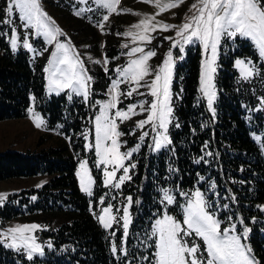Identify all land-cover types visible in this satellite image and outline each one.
I'll return each instance as SVG.
<instances>
[{
  "label": "trees",
  "instance_id": "16d2710c",
  "mask_svg": "<svg viewBox=\"0 0 264 264\" xmlns=\"http://www.w3.org/2000/svg\"><path fill=\"white\" fill-rule=\"evenodd\" d=\"M69 17L66 25L71 31H78L81 38L87 37L94 50L99 40L95 26L84 17ZM117 40L113 33L105 34V56L110 60L118 52ZM241 44L244 51H228L227 56L221 53L218 59L215 116L206 109L199 90V48H190L183 59L175 62L171 84L174 120L167 132L172 143L155 154L143 143L130 158L136 168L130 169L131 179L120 190L133 201L129 206L131 224L125 246L129 247L138 239L137 235L146 232L150 220L161 211V189H168L178 201L180 191L197 186L207 200L217 199L221 205L219 218L226 214L239 216L251 229L246 244L264 264V215L260 209L264 206V156L250 138V133L264 126V118L256 119L260 113L257 106L264 100V79L260 75L248 80L236 76L231 66L232 55L250 54L249 45L245 41ZM42 68L43 58L31 59L24 51L11 53L0 36V120L23 117L32 97L49 126L61 125L70 147L39 148L37 143L35 150L0 152V180L49 176L39 189L8 196L0 206V220L20 214L15 200L19 205H27L28 213L56 208L64 215L61 223L41 232L50 239L51 249L44 250L42 259L22 260V264H120L118 257L110 253V236L88 210L86 197L78 190L74 177L77 157L84 154L85 133L91 138L95 96L90 95L87 102L76 97L68 100L63 94L46 97ZM208 152L212 154L206 155ZM212 184L216 187L212 188ZM31 195L36 197L33 204L29 202ZM167 212L179 217L178 204L168 207ZM151 245L152 241H148L145 249L149 258ZM0 264H14L12 253L1 245Z\"/></svg>",
  "mask_w": 264,
  "mask_h": 264
},
{
  "label": "snow or ice",
  "instance_id": "6c2138e0",
  "mask_svg": "<svg viewBox=\"0 0 264 264\" xmlns=\"http://www.w3.org/2000/svg\"><path fill=\"white\" fill-rule=\"evenodd\" d=\"M81 3H88L89 0H80ZM95 4L101 8L107 9L109 14L118 12V5L121 0H94ZM185 0H155V7L162 13L165 10L173 9L184 3ZM4 15L0 16V22L5 25H11L13 21L9 18L13 14V9L20 13L19 19L24 21L23 27L33 28L36 30V35H42L49 44L57 39V36L64 35L59 27H55V22L42 10L41 0H5ZM192 15L185 18V22L176 30V36L180 40H176L171 47H179V52H185V45L202 46L205 58L202 62V70L200 73L199 84L200 92L207 98L208 109L215 116L213 102L216 99L215 85L213 76L216 72V62L218 56V48L221 45L222 38L237 41L241 38L245 41H250L258 50L259 57L264 59V0H196L190 6ZM80 13L78 12L77 15ZM104 21L109 20V15L103 17ZM103 28V24L98 25ZM173 25L160 24L155 21V17H145L138 23L132 26V29L125 32L123 35L130 37L133 43H151V33L162 29L167 31L169 28H174ZM13 34L16 29H12ZM13 50L17 47V38L13 35L9 41ZM23 47L29 51H33L32 45L27 41ZM123 48H128V44L122 45ZM140 53L138 58L131 59L127 67L123 69L117 68L115 71L126 82H131L135 85L126 93L119 92L121 80H115L109 89L110 100L100 104L99 114L95 117V155L99 158L98 165H104L103 168V184L105 187L112 186L120 188L125 181L130 180L128 175L129 167L125 166L124 161L132 157L134 152L140 150V144H137L131 151L126 153L120 152L121 144L119 137L124 135L118 130L116 118L121 121L128 120L132 115H135L137 105H131L126 111L117 110L114 117L110 116L109 110L117 108L120 95L131 97L134 92H138L140 87H146L149 91L147 95L154 98L152 101H143L138 106L141 111H148L146 119H142L136 125L137 128L143 129L145 125H151L152 130L156 132L154 139L155 150H160L162 147L171 144L169 139L168 125L169 117L172 115V107L170 101L172 99L171 84L173 79L174 61L172 51H168L162 66H159L154 73V78L148 82L145 80L150 75L148 61L156 55L155 51H147L143 47H132L129 56ZM52 58L48 61V67L44 71L48 73V89L49 92H55L59 95L61 92L68 90L67 99H73V93L76 96H82L85 102L88 101L90 89L89 81L92 77L88 76L84 68L83 62L79 59L75 49L69 44L57 42L55 51L51 54ZM183 55L179 59H183ZM91 59V57H89ZM100 63V61H95ZM107 63V60L104 61ZM236 67L239 68L241 76L247 80L256 72V66L249 67L251 61L246 63L242 59L235 61ZM107 72V68H105ZM144 82V83H142ZM144 95L145 93H140ZM97 104L100 102L97 101ZM145 104H149V108L145 109ZM264 105V100L261 101ZM31 112L32 109H29ZM33 122L37 128H40L44 123L43 120L34 115ZM179 127V125H176ZM162 129L163 132L157 131ZM149 133L147 131L139 137L141 143ZM87 139V133H85ZM259 139V137H256ZM110 142V143H109ZM207 147V144L205 145ZM211 152L206 155H211ZM202 159V158H201ZM199 163V161H196ZM111 165L112 170L108 167ZM131 168H136V164L130 165ZM123 170V175L116 180L118 170ZM171 171V169H170ZM80 180V188L82 191L92 195L91 187L94 183L87 168V161L80 164V171L77 172ZM203 179V177H201ZM216 185L212 184V188ZM163 197L160 201L165 205V210L162 213V218L155 219L151 233L148 239L156 237V240L151 245L154 249L151 258L144 256L143 259L148 261V264H261L254 255H251L252 249L245 243H242L241 237L247 239L251 229L245 227L242 233L237 235L236 224L231 223L229 226L221 228L223 221L216 218V210L213 209L211 202L205 199V195L196 189L190 194L185 191H180V196L186 197V202L179 205L182 209V222L169 215L167 206L176 203V197L169 193L168 189H161ZM6 199L5 195H0V204ZM32 199H35L33 197ZM233 200L235 197L232 198ZM132 197H127V203L132 205ZM103 204L104 200L101 199ZM138 203V201H137ZM226 208L227 205H224ZM209 209H213L209 211ZM264 211V208H261ZM103 215H99V222L105 229L112 227V222L116 217L112 215L113 208L111 205L102 209ZM123 240H126L129 232L131 217L129 208L123 209ZM232 218L228 217L230 221ZM243 224V220L240 221ZM37 224L17 225L10 227L6 231H0V244L4 247L14 249L20 252L22 249L27 254V259L31 261L34 253L43 255L41 245L35 240L33 233L39 229ZM115 235V233H112ZM199 237L203 242V251L201 245L193 239L191 246L188 237ZM51 245H49L50 247ZM111 251L113 254L117 252V245L112 243ZM121 251H124L121 248ZM126 254V253H125ZM199 254V255H198Z\"/></svg>",
  "mask_w": 264,
  "mask_h": 264
},
{
  "label": "rangeland",
  "instance_id": "374dc122",
  "mask_svg": "<svg viewBox=\"0 0 264 264\" xmlns=\"http://www.w3.org/2000/svg\"><path fill=\"white\" fill-rule=\"evenodd\" d=\"M11 2V0H8ZM163 2H169V0H163ZM196 0H185L184 3L180 4L178 7L165 10L164 12H160L158 8L155 7V0H121L120 4L118 5V12L109 14L107 9L101 8L100 6L96 5L94 0H89L88 3H81L80 0H41V7L42 10L48 15L55 22L54 26L59 27L61 32L64 34L62 36H57V39L53 41L51 44L47 42V40L42 36L36 35V30L33 28H25L23 27L24 21L19 19L20 13L13 9V14L9 18L13 21L11 25H5L0 22V36L2 39L7 43L8 49L11 53H15L17 51H24L26 52L31 59L33 58H43V92L46 97L49 96H58L55 92H49L48 89V73L44 71V68L48 67V61L52 58L51 54L55 51V45L57 42L69 44L70 47L75 49V53L78 54L79 59L83 62L84 68L88 76L92 77L91 81H89L88 87L90 89V95L95 96V111L91 119V138L87 136L83 137V151L84 154L77 157L75 169H74V177L76 180V185L78 190L86 197L88 210L93 214L95 217L98 225L101 229H103L108 235L110 236V246L109 250L113 257H118L120 264H145V260L143 257L145 256V249L147 247V242L152 241V244L156 240V237H152L151 240L148 239V236L151 233L152 225L157 218H162V213L165 210V205L161 204V211L155 217L150 220V224L147 227V231L143 234L137 235L138 239L134 242H131L129 247L125 246L126 240H123V220L121 217L123 216V209L125 207L129 208L127 203V195H124L120 192L122 185L120 188H115L112 186L105 187L103 184L104 176H103V168L104 165H98L99 158L95 155V117L99 114L100 111V104L106 103L110 100L109 89L111 88V84L115 80H121L119 85V92L126 93L132 87H135L134 84L131 82H126L120 77L119 73L115 71V69L120 68L123 69L127 67L128 62L131 59L138 58L141 54L137 53L133 56H129L128 53L130 52L132 47H143L145 49V53L147 51H155L156 55L151 57L148 61L150 75L145 78L146 81L150 82L154 78V73L158 69L159 66H162L164 59L166 58V54L168 51H172L173 53V61L174 66L175 62L181 55L183 57L187 53L190 48L198 47L199 48V74H198V83L200 78V73L202 70V62L205 58V54L203 52L202 46L198 43L196 45H185V52L180 53L179 47L172 48L171 45L176 41L180 40V37L176 36V30L179 28L184 22L186 17H190L192 12L190 11V6L195 3ZM5 0H0V16L4 15V8H5ZM80 13L77 15V13ZM105 15H109V20L104 21L103 17ZM69 16L74 17H84L89 23L91 22L99 34V40L97 42V47L94 50L90 48V41L86 37H80L78 31H71L66 22L70 21ZM155 17V21H158L160 24H168L175 26L174 28H169L167 31L158 29L155 32L151 33L152 40L151 43H133L130 37H126L123 34L130 29L136 23H138L141 19L145 17ZM103 24L104 27L100 28L98 25ZM112 27V28H111ZM15 28L16 31L13 34L12 29ZM111 29V31H109ZM118 31H117V29ZM8 31V32H7ZM113 33L117 36L118 40L115 45V48L118 50L116 55L110 60L105 56V34ZM13 35L17 38V47L15 50L12 49L10 40L12 39ZM27 41L29 44L32 45L33 51H29L28 49L23 47L24 42ZM241 41H245L241 38H238L237 41H231L227 38H222L221 45L218 48V56L216 62V69L218 68V59L220 54L222 53L224 56L229 54L228 51H244L243 45ZM246 44L249 45L250 54L242 53L233 54L231 57V66L236 73V76L241 79L245 80L240 73L239 68L236 67L235 61L237 59H242L246 63L251 61L249 67L253 65L256 66V72L259 74L254 73V75L248 79L253 77H258L260 75L261 78L264 79V59L259 57L258 50L250 41H245ZM128 44V48H123L122 45ZM222 49V51H221ZM91 57V59H89ZM107 60L105 64L104 61ZM180 60V59H179ZM95 61H100V63H95ZM107 68V72L105 71ZM174 72V70H173ZM217 72V70H216ZM213 76V83L215 85V91L217 96V87L215 83V75ZM247 79V80H248ZM144 83V82H142ZM200 88V84H199ZM148 89L146 87H140L138 92H134L131 97L126 95H120L119 102L117 104V108L110 109L109 114L110 116L114 117V113L117 110L126 111L127 108L131 105H137L135 108V115H132L130 119L121 121L119 118H116V123L118 125V130L124 133V135L119 137V143L121 144L120 152L126 153L131 151L137 144L140 146L143 143H146L149 151L153 154L159 152L160 150H155L154 148V139L156 138V132L152 130L151 125H145L143 129L137 128L136 125L142 119H146L148 116V111H141L139 108V104L143 101H152L154 100L153 97L147 95ZM140 93H145L141 95ZM172 93V91H171ZM201 93V92H200ZM64 95L67 98L68 90L61 92L59 95ZM73 97L79 98L83 100L82 96H76L74 93L72 94ZM89 95V97H90ZM201 96L204 100L206 109L212 115V112L208 109L207 106V98ZM216 100V99H215ZM215 100L213 102V108L215 104ZM99 101L100 103L97 104L96 102ZM173 101V94L172 99L170 101V107H172ZM149 108V104H145V109ZM257 108H259L258 112H260L264 116V105L261 103L258 104ZM29 109H32L30 112ZM254 110H257L256 108ZM256 116L257 120H260L264 117ZM39 116L43 120V124L40 128L35 126L33 122V116ZM255 119V120H256ZM170 123L173 122L174 116L173 113L171 117H169ZM168 125V127H169ZM147 131L149 135L145 137L144 141L141 143L139 137L143 134V132ZM159 132H163L162 129H157ZM168 135V133H167ZM264 126H262L256 132L250 133V138L253 142L258 146L262 155L264 156ZM259 137V139H256ZM37 143H39V148H69V140L62 131L61 125L59 123L54 124L53 126H49L47 124L46 119L40 114V112L35 108L32 97L29 98V104L26 108L25 115L21 118L16 119H6L0 120V152L4 150H11L17 152H25L26 150H35L37 149ZM110 143V142H109ZM134 152L133 154H135ZM131 158V157H130ZM127 158L124 163L125 166L129 167L130 173V165L133 164L131 159ZM84 161H87V168L89 174L91 175L94 183L91 187L92 195H88V193L84 192L80 188V180L77 176V172L80 171V164ZM109 171L112 170V166H107ZM128 173V175H129ZM123 175V170L120 169L116 173V180L118 182L119 177ZM49 179V176L46 174H37L33 176H26V177H13L4 180H0V195H5L6 199L8 196L13 194H18L22 190L28 189H39L43 184H45ZM126 182V181H125ZM199 189L197 186H194L192 189L187 191L189 194L192 191ZM200 190V189H199ZM201 191V190H200ZM209 191V190H208ZM211 191V190H210ZM202 192V191H201ZM203 193V192H202ZM171 194V193H170ZM204 194V193H203ZM172 195V194H171ZM205 199L207 200L206 194ZM174 196V195H173ZM35 197L31 195L29 197V202L33 204L36 200L32 199ZM163 197V193L160 195V201ZM175 197V196H174ZM6 199L2 202V204L6 201ZM103 199L104 203L101 204L100 200ZM212 203L213 209L216 210V218L218 220L223 221L221 224V228L229 226L231 223L236 224V232L233 234H241L242 230L246 227L240 223L241 219L239 216H233L231 214H226L224 217L219 218L218 215L221 213L220 208L221 205L218 203L217 199L213 197L211 200H207ZM186 202V197L178 195V214L179 217L168 212L169 215L174 216L177 220H183V213L182 209L179 205L184 204ZM168 205V207L174 206ZM0 204V206L2 205ZM111 205L113 208L112 215L116 217V220L112 222V227L109 229H105L103 225L99 222L98 216L103 215L102 209ZM14 206L20 214L16 217L0 220V231H6L10 227H15L17 225H30V224H37L40 226L33 235L35 240L38 244L41 245V249L43 251L45 249H51L52 244L48 237H43L41 232L48 231L53 226L58 223H61L63 214L60 213L58 209L54 210H45L43 213L42 211H33L31 213L27 212L28 206L22 204L19 205L17 200L14 201ZM264 208V206H260V209ZM213 209H209L212 211ZM264 215V211H262ZM130 214V211H129ZM131 217V216H130ZM228 217L232 219L229 221ZM131 224V223H130ZM130 228V225H129ZM115 233V235H112ZM128 237V236H127ZM3 239V237H0ZM190 243L194 239L196 243L201 245V251H203V242L199 237H188L186 238ZM242 243L246 244V239L241 237ZM115 243L117 245V252L113 254L111 251V245ZM2 248L12 253V260L14 264H22V260L29 261L27 259L26 252L22 249L20 252H17L14 249L6 248L3 244H0ZM49 245H51L49 247ZM247 245V244H246ZM121 248L124 251H121ZM154 249H152L153 253ZM126 253V254H125ZM43 255L39 253L33 254V259H42ZM199 255V254H198ZM252 255V253H251Z\"/></svg>",
  "mask_w": 264,
  "mask_h": 264
}]
</instances>
